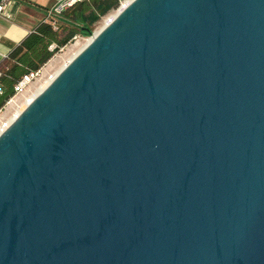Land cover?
<instances>
[{"label": "water", "instance_id": "water-1", "mask_svg": "<svg viewBox=\"0 0 264 264\" xmlns=\"http://www.w3.org/2000/svg\"><path fill=\"white\" fill-rule=\"evenodd\" d=\"M0 264H264V0L95 36L0 135Z\"/></svg>", "mask_w": 264, "mask_h": 264}, {"label": "trees", "instance_id": "trees-1", "mask_svg": "<svg viewBox=\"0 0 264 264\" xmlns=\"http://www.w3.org/2000/svg\"><path fill=\"white\" fill-rule=\"evenodd\" d=\"M121 0H86L62 13L57 30L48 22L41 23L8 57L1 70L0 110L15 96L16 84L30 72L46 65L78 35L90 36L100 19L119 7ZM56 49L51 50L52 45Z\"/></svg>", "mask_w": 264, "mask_h": 264}, {"label": "crops", "instance_id": "crops-1", "mask_svg": "<svg viewBox=\"0 0 264 264\" xmlns=\"http://www.w3.org/2000/svg\"><path fill=\"white\" fill-rule=\"evenodd\" d=\"M4 0H0V4ZM11 20L0 17V72L10 54L43 23L56 0H7ZM62 20V19H61Z\"/></svg>", "mask_w": 264, "mask_h": 264}, {"label": "bare ground", "instance_id": "bare-ground-1", "mask_svg": "<svg viewBox=\"0 0 264 264\" xmlns=\"http://www.w3.org/2000/svg\"><path fill=\"white\" fill-rule=\"evenodd\" d=\"M133 0H125L122 2L119 9L109 17H107L102 26L97 30L96 33H94V36L91 38H88L87 40H84L83 42H79L76 44V47H74L72 50H70L67 54H65V57L63 56V64L59 69H57L53 74H50V77H46V80L43 78L40 80H44L43 83H41L34 93L31 95H28L25 97V101L22 105L16 104L14 101L9 104V106L14 107L13 110H11L12 115L10 118L6 119L5 116L0 119V135L2 132L9 127L18 117L19 115L27 108V106L38 96L40 95L50 83H52L58 75L70 64V62L77 57L94 39L95 36H97L107 25H109L118 15L121 13ZM57 61V60H56ZM62 63V60H61ZM54 69V68H53ZM50 73V72H49ZM27 93V92H26ZM25 94V93H24ZM23 94V96H24ZM26 95V94H25ZM10 114V113H9Z\"/></svg>", "mask_w": 264, "mask_h": 264}, {"label": "built area", "instance_id": "built-area-1", "mask_svg": "<svg viewBox=\"0 0 264 264\" xmlns=\"http://www.w3.org/2000/svg\"><path fill=\"white\" fill-rule=\"evenodd\" d=\"M84 1H86V0H56L55 5L48 11L47 17L45 19V22L50 23L53 26L54 30H57L59 25H60V21L62 19L63 11H65V10H67L69 8H72L76 4L82 3ZM123 1H120L119 7L121 6ZM8 6H9V3H8L7 0H4L0 4V17L4 18V19H7V20H11L13 17L8 11ZM119 7L117 9H119ZM56 47L57 46L55 44L52 45L51 46V50L56 49ZM54 57H56V55ZM54 57H53V59H54ZM49 63H51V60L49 61ZM46 66H48V64L44 65L42 68H40L37 71L30 72L29 74H26L16 84L14 98H16V97H18L20 95H23L24 93L28 92L29 89L35 83L39 82L44 76V71H45V67ZM0 77H1V72H0Z\"/></svg>", "mask_w": 264, "mask_h": 264}, {"label": "rangeland", "instance_id": "rangeland-1", "mask_svg": "<svg viewBox=\"0 0 264 264\" xmlns=\"http://www.w3.org/2000/svg\"><path fill=\"white\" fill-rule=\"evenodd\" d=\"M123 1V0H121ZM125 1V0H124ZM118 9H115L114 11H110L108 14H106L105 16H103L100 21L98 23H96L94 26H93V32H92V35L90 36H84L82 34H78L76 36L75 39H73V41L71 43H69L67 46H65L63 49H61V51H59V53H57L56 57H54V59L52 58L51 59V63H47L48 66L45 67V71H44V80H46V77L48 79V77H50V74H53L57 69H59L61 67V65L63 64V56L65 57V54H67L70 50H72L74 47H76V44L77 43H81L83 42L84 40H87L88 38H91L93 36L94 33L97 32V30L100 28V26H102L104 20L109 17L110 15L114 14ZM57 60V61H56ZM61 60H62V63H61ZM54 68V69H53ZM55 70V71H54ZM50 72V73H49ZM39 81L37 83H35L27 93L23 95H20L16 98H12L5 106L2 110H0V119L2 117L5 116L6 119L10 118L11 115H12V111L14 107L12 106H9V104L11 102H15L16 104H20L22 105L25 101V97H27L28 95H31L32 93H34V91L36 90V88L41 84L43 83V81ZM10 113V114H9Z\"/></svg>", "mask_w": 264, "mask_h": 264}]
</instances>
